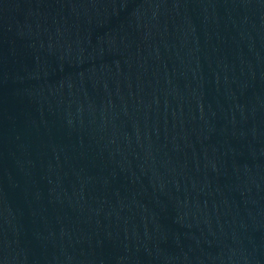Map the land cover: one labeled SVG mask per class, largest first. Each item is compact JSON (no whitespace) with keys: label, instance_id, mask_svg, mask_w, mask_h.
<instances>
[{"label":"water","instance_id":"1","mask_svg":"<svg viewBox=\"0 0 264 264\" xmlns=\"http://www.w3.org/2000/svg\"><path fill=\"white\" fill-rule=\"evenodd\" d=\"M0 264H264V0H0Z\"/></svg>","mask_w":264,"mask_h":264}]
</instances>
